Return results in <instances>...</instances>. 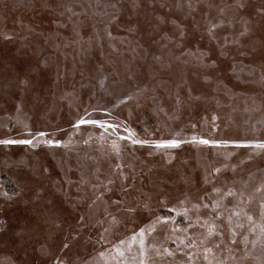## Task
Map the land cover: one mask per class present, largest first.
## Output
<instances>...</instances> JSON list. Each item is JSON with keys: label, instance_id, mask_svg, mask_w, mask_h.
<instances>
[{"label": "rangeland", "instance_id": "1", "mask_svg": "<svg viewBox=\"0 0 264 264\" xmlns=\"http://www.w3.org/2000/svg\"><path fill=\"white\" fill-rule=\"evenodd\" d=\"M8 139L33 144H0V264H207L189 221L220 201L228 245L241 199L256 223L241 218L226 264H264V0H0Z\"/></svg>", "mask_w": 264, "mask_h": 264}, {"label": "snow or ice", "instance_id": "2", "mask_svg": "<svg viewBox=\"0 0 264 264\" xmlns=\"http://www.w3.org/2000/svg\"><path fill=\"white\" fill-rule=\"evenodd\" d=\"M213 27H215V25H213ZM99 124L100 127H104V123L102 121H97V120H89V119H85V118H81L76 127H79L80 124ZM108 127H113L112 125H108ZM47 134L45 132H39L36 134V136L38 137H44ZM35 139V137L33 138ZM33 139H24V140H13V139H8V140H0V144H27V145H31L33 144ZM196 138L193 137V140H195ZM46 143L48 144H53V143H59L58 141H52V140H48L46 141ZM133 144L136 143H142V141H138V140H132ZM181 143V141L176 140V139H171V140H163V141H159L155 143V147L156 148H174V147H178L179 144ZM199 143L201 144H210L212 143V141L207 140V139H200ZM218 143V142H217ZM238 146H243V147H248L249 145H238ZM253 147H258V148H264V143H258L255 145H252ZM113 147L115 148L116 146L113 145ZM218 171V170H217ZM111 183V181L109 182ZM215 191L219 192V189H215ZM255 191L257 193H261V198H260V218L262 223L259 225V236L257 239L261 240L262 242H264V184H261L258 188L255 189ZM225 196H236L237 193H235L234 191H232L231 189L229 191H227L226 193H224ZM241 197L244 196V193H240L239 194ZM252 197L249 196L248 197V202H251ZM113 203H119V201H114ZM163 203V202H162ZM181 204L184 203V201L180 202ZM244 201L243 199H241L237 205L234 207V209L229 210V214L227 216V224L229 225V232L231 233V240L229 241L228 245H224L223 241H224V234L223 232L220 231V224L218 223L222 217H223V212L220 211L222 204L220 201H215L212 204V209L213 212L215 213V215L210 218V219H204L203 222H200V217L197 216L196 222L195 224L190 220L189 221V227H194L195 225H199V227L205 229L204 234H202L201 237H197V238H193L191 240V242L186 245L189 248L192 249H196V251L201 252L203 259L205 261H207V264H226V260H234L235 257L232 255V249L230 247L231 244H235L236 240L235 237L237 235L236 231L234 230V228H243L244 224L241 221V218L246 219L250 225H255V220L254 217L252 215H250L245 208L241 207L240 205L243 204ZM147 207V205H145ZM204 208H207L208 205L204 204L202 205ZM192 207L194 209H199L201 207V205L199 204H193ZM174 210V209H172ZM131 211V209H130ZM171 211V210H170ZM189 212V209L185 208L184 209V215L187 216ZM83 219V218H82ZM112 222H116V218L113 216L112 217ZM168 219L164 218V217H158L157 220L155 221V223H167ZM234 225V227H233ZM175 231V229H174ZM185 231H187V229H185ZM249 231L253 234H255V227H251L249 229ZM137 236L139 237V244H140V249H141V256L144 255V236H145V229H140L138 234H134L132 237V240L135 242L137 239ZM213 237H219L220 238V242L219 243H215L212 245V247L208 246V242L211 238ZM243 242L245 244H247L249 242L248 240V236H244ZM124 241H121V244H123ZM181 243H184V240H181ZM252 245L255 246V244L257 243V240H252L251 241ZM65 248L68 247L67 244L64 245ZM221 247H225L226 251L229 253L228 257L225 259H221L219 257L216 256L214 249H220ZM165 252H168L167 249H165ZM121 255H123V253H120ZM169 255H171V253H168ZM247 254V253H246ZM195 253L190 252L188 254V258L191 261L194 257ZM141 264H144L143 260H141Z\"/></svg>", "mask_w": 264, "mask_h": 264}, {"label": "bare ground", "instance_id": "3", "mask_svg": "<svg viewBox=\"0 0 264 264\" xmlns=\"http://www.w3.org/2000/svg\"><path fill=\"white\" fill-rule=\"evenodd\" d=\"M128 194L131 195V196L134 195V190H132V189L128 190ZM127 202H128V205H131V204H133L136 201H131V198H130L129 200H127ZM114 251H115L116 254L119 255L121 253V248L120 247H115Z\"/></svg>", "mask_w": 264, "mask_h": 264}]
</instances>
